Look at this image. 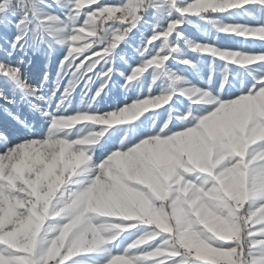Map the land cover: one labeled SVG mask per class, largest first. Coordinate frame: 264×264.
I'll use <instances>...</instances> for the list:
<instances>
[{
    "label": "snow or ice",
    "instance_id": "obj_1",
    "mask_svg": "<svg viewBox=\"0 0 264 264\" xmlns=\"http://www.w3.org/2000/svg\"><path fill=\"white\" fill-rule=\"evenodd\" d=\"M238 10L258 22L210 18ZM259 13L264 0H0V264H264V51L242 53L248 79L226 94L191 82L183 49L238 53L178 31L195 17L264 44ZM77 87L90 107L69 112ZM117 90L107 118L92 109ZM83 122L129 127L64 134Z\"/></svg>",
    "mask_w": 264,
    "mask_h": 264
},
{
    "label": "rangeland",
    "instance_id": "obj_2",
    "mask_svg": "<svg viewBox=\"0 0 264 264\" xmlns=\"http://www.w3.org/2000/svg\"><path fill=\"white\" fill-rule=\"evenodd\" d=\"M253 14L257 13L255 10ZM262 19L259 21L264 23V13H259ZM212 19H217L223 24H240V25H250L254 26L258 21L250 19L248 16L244 14L243 10L234 11L232 13H226L223 15H216L210 17ZM194 25V26H190ZM178 31H181L182 34L186 38H190L193 43H214L216 47L220 49H225L229 52H237L238 54L235 57L229 55L224 60H221L219 57H213L209 62L207 57H198L199 55H203L198 53L197 55L192 54L190 51L183 49V55L190 59L193 62L197 63L199 77L194 75L192 72H186L185 75L191 80L193 84H197L200 87H209L213 86V88H221V82L223 81L225 85L228 83H232L235 86H225V93L227 94L229 91L234 90L235 88H239L241 81L248 79L246 75V67L245 69H241L239 65L244 61V56L242 53H255L264 51V44H260L259 42L250 41V40H242L235 36H218L215 30L211 25L204 22V20L189 17L188 22L185 23L184 27ZM123 47V45H121ZM174 69L178 66L172 65ZM259 70H264V66H257ZM200 79L202 83L200 82ZM148 79H142L139 84H136L133 89L129 90L127 96L129 101L132 98H135L137 95L140 98H143L147 93ZM181 85H177L180 87ZM96 85H93L92 92L95 91ZM224 88V87H223ZM62 90V89H61ZM90 96L81 97L80 87L74 90L70 100L67 102V109L69 112H74L76 109H88L90 107ZM59 93H57V98L52 101V106L55 107L58 102ZM124 103V98L119 95L117 90L116 93H109L106 97L102 96L99 98V102H92V109H95L99 115H104L107 118V111L117 110L121 104ZM179 107V106H177ZM246 106H240L239 110L243 111ZM92 109H89L91 111ZM155 110H149L145 115L151 116ZM159 116L160 121L166 119H173L176 117V112H160ZM90 127H77L75 125L64 129V132L71 129L72 131H76L78 129L84 128L85 131L82 132L79 136H86L92 132H96L98 130H105L109 128H121V127H129L122 126L116 123H112L109 125L101 124V123H93V122H83ZM150 123V122H149ZM90 129V131H88ZM131 131H124L121 133L122 137H127L131 135Z\"/></svg>",
    "mask_w": 264,
    "mask_h": 264
},
{
    "label": "clouds",
    "instance_id": "obj_3",
    "mask_svg": "<svg viewBox=\"0 0 264 264\" xmlns=\"http://www.w3.org/2000/svg\"><path fill=\"white\" fill-rule=\"evenodd\" d=\"M225 86H232V87H234L235 85L232 84L231 82L228 83L227 85H225L224 82L222 81V82H221V88H223V87H225ZM167 113H168V112H167ZM160 115H161L160 112H154V113H153L151 116H149V117H150V119H157V120H158ZM120 119L123 120L124 117L121 116ZM165 120H169V119L166 117ZM84 131H85L84 128L78 129V130H76L75 132L72 131L71 129H69V130L65 131L64 134H65L66 136L80 135V134H81L82 132H84ZM88 131H90V129H89ZM121 131H122V132H124V131H130V129H128V128H124V129H121Z\"/></svg>",
    "mask_w": 264,
    "mask_h": 264
}]
</instances>
